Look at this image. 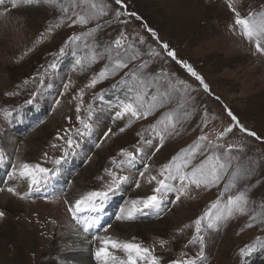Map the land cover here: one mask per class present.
<instances>
[{
    "label": "rangeland",
    "instance_id": "rangeland-1",
    "mask_svg": "<svg viewBox=\"0 0 264 264\" xmlns=\"http://www.w3.org/2000/svg\"><path fill=\"white\" fill-rule=\"evenodd\" d=\"M75 2L76 7L73 0H57L55 5L0 0V50L22 40L27 45L24 56L12 65L0 58V162L5 164L0 177V189H4L0 191V211L4 212L0 252L8 250L2 253L17 257L12 245L23 239L32 243L43 225L50 229L45 240L51 238L50 248L62 257H56L54 264H72L66 258L78 253L60 252L57 246L58 236L72 228L93 242L86 250L90 260L101 247L100 239L111 237L152 249L160 264L195 259L201 250L204 258L197 259V264H264V55L235 26L227 0H122L121 4L93 0L104 14L80 0ZM61 5L69 11L64 13ZM234 7L242 15L260 12L264 0H241ZM78 16L88 23H74ZM73 36L79 39L70 40ZM116 39L123 41L118 50ZM168 51H174L176 59ZM93 53L95 62L76 64ZM117 58L128 66L110 71L107 78L89 86L101 70H111ZM185 64L203 78L207 91ZM137 91L146 94L142 112L149 110L152 97H166V102L152 108L146 118L117 119L122 103ZM229 112L261 139L241 132ZM169 113L176 127L164 131L157 122ZM81 120L91 127L85 128ZM228 127L233 130L221 136ZM158 132L164 135L163 146ZM201 135L207 136L202 142L205 147L185 171L207 156H222L231 146L227 155L231 164L223 179L208 187L190 186L179 200L178 179L165 181L173 186L171 190L155 193L156 181L164 179L161 168L173 157H187ZM122 151L133 153L135 159ZM24 164L39 165L47 172L38 174V189L24 178L30 192L14 195L7 191L11 186L6 178L9 173L19 174ZM111 174L127 179L108 191ZM233 183L235 187H229ZM94 191L108 192L103 207L74 218L69 208ZM241 191L249 199L246 214H236L213 228L207 227L206 219L200 233L204 244L192 243L193 222L208 211L214 218L216 210L210 206L218 199L222 206L228 196ZM152 195L160 197L159 207L144 209L132 220L117 219L131 201ZM51 220H58L54 229ZM35 221L42 223L38 226ZM89 221L94 223L85 231ZM42 234L38 232V238ZM245 248L254 250L242 256L240 250ZM112 251L127 258L121 250ZM47 259L43 256L39 261Z\"/></svg>",
    "mask_w": 264,
    "mask_h": 264
},
{
    "label": "snow or ice",
    "instance_id": "snow-or-ice-1",
    "mask_svg": "<svg viewBox=\"0 0 264 264\" xmlns=\"http://www.w3.org/2000/svg\"><path fill=\"white\" fill-rule=\"evenodd\" d=\"M22 2L26 5H34V4H49V5H55L57 0H22ZM228 2V8L234 15V24L237 26L242 34L249 40L253 41L255 44L256 52L264 55V11L260 12H253L249 11L247 15H242L239 10H237L236 7H234L235 3H240L241 0H227ZM80 3L87 4L92 9H98L100 14L103 13L102 8H98V5L93 2V0H80ZM117 4H121L122 0H116ZM15 7V3L13 4ZM77 4L75 0H73L72 7H76ZM61 10L64 13H67L69 9L67 7H64L61 5ZM74 15H77L76 13H73ZM117 15H120L119 12H117ZM131 15H135V13H131ZM95 18V17H92ZM139 19V17H137ZM80 24H86L88 23V19H86L83 16H78V21ZM62 23V21H61ZM60 25L58 24L57 27ZM99 27V25H98ZM151 31V29H149ZM152 35L155 36L156 34L152 32ZM78 36H73L70 38V40H78ZM115 46L116 49H120L123 47V41L122 39H116L115 40ZM164 49H168V45H163ZM64 49L61 48V55L63 54ZM167 55L172 57L173 59H176V55L174 51H168ZM117 57H119V51H117ZM136 56L133 55L131 59H135ZM96 54L93 53L90 57H82L80 59H77L76 64L81 65L82 60H91L92 62H95ZM178 63H183L181 61H177ZM128 65L121 59L117 58L114 63V67L109 70L108 68H105L101 70L97 77L93 78L91 81V84L89 86L94 87L96 83L99 82L100 79L107 78L109 75V72L111 71L114 73L116 70L121 68H126ZM187 68V71L191 73L192 76H194L204 87V90H208V85L204 83V80L202 77L197 75L195 71L191 68V66L185 64L184 65ZM52 67H55V64L52 65ZM141 83H144V81H141ZM67 88V85H65ZM145 93L137 91V94L130 98V100L126 103H122L121 105V111H118L116 113L117 119H122L126 115H130V117L139 119L141 117L146 118L148 115L151 114V109L155 108L157 106L163 107L164 103L166 102V97H160L159 99L157 97H152V104L147 111H141L144 108V97ZM31 103V101H29ZM228 115L232 118L233 121L236 122L237 126L239 127L241 132L247 133L248 136L255 137L256 139H261V137L257 136V134L254 131H250L243 127V125L239 124V121L237 118L229 112ZM81 123L85 128H90L91 126L87 123H85L83 120H81ZM131 123V121H130ZM158 124L164 125V131H168L170 128L172 130H175L176 127V121L173 119L172 113H169L168 115L164 116L162 119L158 120ZM233 129L231 127H228L224 130V132L221 133V136L227 134L228 132H231ZM120 131H124L123 128L120 129ZM160 137V144L163 146L164 141V135L162 133H157ZM207 140V136L201 135L198 138V142L196 143V146L194 149H191L189 151V155L187 157L181 158V157H173V160L170 161L168 164H165L161 170L160 175L164 177V179L157 180V184L159 185L157 188L154 189L155 193H161L167 190H171L173 187L172 185L167 184L166 180H179L181 182V187L177 190L178 195L176 196V199L179 200L181 196L187 195L188 189L190 186H195L196 188L208 187L209 185H215L219 183L221 179H223V176L227 169L229 168L231 164V160L227 158L228 153L232 150L231 146H229L227 149H225V152L222 156L220 155H213V156H207L203 160H201L198 164L192 165L190 171H185V169L189 168V165L192 164V160L195 159L197 152L202 151V149L205 147V145L202 143L203 141ZM69 143H71V140H69ZM147 143H151V141H148ZM209 144H211V141H209ZM214 147L217 148H223V145H215ZM159 150V149H157ZM122 154L126 157H129L130 160H134L135 156L131 152L122 151ZM179 161V162H177ZM59 163V161H57ZM47 169L41 168L39 165L36 166H30L28 164L22 165V168L19 172V176L26 178L29 181L30 187L35 186L37 189L40 184V179L38 178V174L46 173ZM167 174V175H166ZM113 176L112 184L108 186V191H112L113 187H118L119 184L127 179V177H116L115 174H111ZM153 180H156V177H152ZM139 186V185H137ZM229 187H235V184L229 185ZM0 191H3V189H0ZM7 191L13 193L14 195L17 194L16 190L14 188H8ZM23 198V197H22ZM108 199V192H88L84 195H82L79 199L75 201V204L73 207L69 208V211L73 213V217L75 218L78 213L88 211L89 209L95 211L99 208L103 207V202ZM99 201V202H97ZM249 203V199L245 192H239L235 195H230L227 197V200L223 205L221 206V201L218 199L215 203H213L210 206V209H215L216 214L214 218L211 217V211L205 212L202 216L198 217L193 223L195 225V232L196 236L192 243H195L196 240L199 241L201 245L204 244V236L200 235L203 222L207 219V227L213 228L216 226L218 222H226L230 219H232L236 214L239 215H245L247 212V205ZM160 204V197L158 195H152L147 197L143 200H133L131 201L130 207L122 208L121 209V215L117 217L118 220H132L135 219L136 214L142 212L144 209L147 208H155L159 207ZM4 217V212L0 211V218ZM82 222V221H78ZM91 223H94V221H89L87 224H85V231H87L88 226H90ZM251 227V225H249ZM259 239V238H257ZM101 247L97 248L95 251V258L98 261V264H137L138 261H148L149 264H160L159 259L152 254V249L142 247L140 244L132 243V242H122L116 239H113L111 237H104L100 239ZM262 247H264V242H262ZM112 250H121L126 254V259H122L114 254ZM253 248H245L240 250V254L242 256L250 255L253 251ZM203 251L201 250L200 253L197 254V258L195 259H186V260H177L173 261L172 264H197V259H203Z\"/></svg>",
    "mask_w": 264,
    "mask_h": 264
},
{
    "label": "bare ground",
    "instance_id": "bare-ground-1",
    "mask_svg": "<svg viewBox=\"0 0 264 264\" xmlns=\"http://www.w3.org/2000/svg\"><path fill=\"white\" fill-rule=\"evenodd\" d=\"M12 43L16 46L14 47V45ZM12 43H8L7 46L2 47L0 50V58L3 59L6 63H9L11 65L16 60H19L22 56H24L26 49H27V45H24L25 44L24 40H22L21 43L20 42H17L16 44H15V42H12ZM7 55L10 57L7 59H4V57H6ZM0 161H3V160L0 159ZM4 171H5V164L3 162H0V177H1V172H4ZM8 184L11 186V188H14L19 194L30 192V190H29L30 188H29L27 180H25L23 177H20L19 174H13V173L10 174L9 173V175L6 178V185H8ZM18 211H21V210H18ZM49 213H50V211H49ZM29 215H30V213H29ZM45 221H43V224H45L44 223ZM51 222H52V220H51ZM36 223H37L36 225L39 226V224H41L42 222H39V224H38V222H36ZM18 224H20V223H18ZM46 224L48 225V223H46ZM51 224H53L52 229H54V227L58 226V220L56 222L53 221ZM25 225H26V223H25ZM41 226H43V225H41ZM41 226H39L41 230L38 229L39 227L37 229H38L39 234H42V233L43 234L38 238V232L34 233L35 235H33V236H35L36 238L35 237L33 238L32 243H28L26 240L23 239V240L12 245V247H11L12 250L14 249L18 252L17 257L14 256V257L10 258V257H7L5 253H2L5 251L7 252L8 250L0 252V261H2L1 263L2 264H54L56 257H57V260H59V259L62 260V257L57 255L53 251V249L50 248L51 244L53 243L52 242L53 240L50 241L51 238L49 240H45V237L49 236L48 232L50 229H48V226L42 227V228H41ZM31 227H34V226H31ZM66 228H67V226H66ZM34 230H35V227H34ZM35 231H37V230H35ZM90 243H93V242L89 241L87 238H84L81 234H79V231L77 232L76 229L72 228V231H65L60 236H58V245L57 246H58V250L60 252H64V251H68V250H70V251L75 250L78 252L74 256H72L71 258H68V257L66 258L67 260H71L72 264H98V261L96 260L94 254H93V257L91 260H90V257L87 256L86 250L89 249L88 246ZM29 244H31V246ZM29 246H30V248H29ZM6 249H9V247ZM43 256H48V259L44 260V261H39V259ZM50 256H52V258H53V256H55L54 260L51 259ZM63 259H65V258H63ZM58 264H64V263L60 261Z\"/></svg>",
    "mask_w": 264,
    "mask_h": 264
}]
</instances>
